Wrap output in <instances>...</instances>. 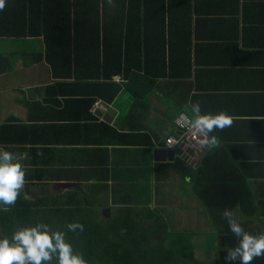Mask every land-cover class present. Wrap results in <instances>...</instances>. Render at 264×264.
<instances>
[{
  "label": "crops",
  "instance_id": "obj_1",
  "mask_svg": "<svg viewBox=\"0 0 264 264\" xmlns=\"http://www.w3.org/2000/svg\"><path fill=\"white\" fill-rule=\"evenodd\" d=\"M118 15L122 88L110 104L85 107L74 80L41 60L44 38L0 36V146L24 155L25 198H49L53 221L63 209L67 222L78 208L99 224L126 215L157 244L180 226L185 251L188 234L214 239L218 193L231 205L249 192V213L231 210L264 233V0H131L127 42ZM22 40L44 50H14ZM196 102L233 125L213 149L167 148L180 140L174 119Z\"/></svg>",
  "mask_w": 264,
  "mask_h": 264
},
{
  "label": "trees",
  "instance_id": "obj_2",
  "mask_svg": "<svg viewBox=\"0 0 264 264\" xmlns=\"http://www.w3.org/2000/svg\"><path fill=\"white\" fill-rule=\"evenodd\" d=\"M113 3L115 7L109 6L107 0H5V8L0 11V36L44 38L46 53L42 54L41 60L48 62L54 76L73 79L75 90L72 93H78V96L87 94L85 107H92L98 99L110 104L122 88L113 79L123 74L121 62L118 65V19H121L118 9H124L127 14L123 20V38L127 42L131 0H113ZM10 4L13 5L7 7ZM82 87L91 90L82 92L79 90ZM217 196L220 208L215 211L220 215L212 224L215 232L212 240L219 247L220 258L216 262L212 260L215 254L207 258L211 260L210 264H229L224 257L229 249L236 246L237 240L222 219V212L239 204L244 213H249L250 193L240 191V199L231 205L222 201L223 192ZM48 202H51L49 198L29 202L21 191L15 206L7 212L0 211V239H11L18 227L44 223L52 230H62L67 224L78 222L84 226V231L69 232L68 242L87 264H189L183 249H165L159 245L161 242L156 243L153 232L150 233L146 227L124 224L127 219L125 214L99 224L89 216L90 220L82 217L80 221L79 215H87L78 208V214L72 221H64L60 213L58 220L53 221L50 217L52 206H47ZM205 255L202 254L203 257ZM252 264H264V258L255 259Z\"/></svg>",
  "mask_w": 264,
  "mask_h": 264
},
{
  "label": "clouds",
  "instance_id": "obj_3",
  "mask_svg": "<svg viewBox=\"0 0 264 264\" xmlns=\"http://www.w3.org/2000/svg\"><path fill=\"white\" fill-rule=\"evenodd\" d=\"M107 3L115 7L113 0H107ZM4 8L5 0H0V11ZM191 113V117L182 116L181 122L193 137L198 138L202 150L215 148L217 136L214 133L224 131L234 122V117L223 111L215 115L201 114L199 102L191 105ZM23 158L24 155L7 151L4 146H0V211L7 212L15 206L25 187L26 173L18 162ZM222 219L237 240L236 246L229 249L224 257L229 264H252L255 259L264 258V233L253 235L246 231L229 208L223 210ZM78 231H84V226L78 222L67 224L65 230H52L44 223L19 227L11 239H0V264H87L67 240L69 232Z\"/></svg>",
  "mask_w": 264,
  "mask_h": 264
},
{
  "label": "rangeland",
  "instance_id": "obj_4",
  "mask_svg": "<svg viewBox=\"0 0 264 264\" xmlns=\"http://www.w3.org/2000/svg\"><path fill=\"white\" fill-rule=\"evenodd\" d=\"M23 42L20 45L14 46L12 47L14 50L23 52L26 49L30 50H36L38 48V51H43L44 50V44L43 46H32L30 41L27 40H22ZM25 53V52H23ZM28 56H31V54L28 53ZM25 57V54H24ZM26 58V57H25ZM28 58V57H27ZM69 210L63 209L61 210L60 214H68ZM86 218L87 220H90L89 217H84L79 215L78 219L81 221L83 220V218ZM92 220V219H91ZM171 222V219H169L168 223ZM104 223V222H103ZM19 228V227H18ZM168 228V233H169V238L168 240H166L165 242H161L159 245H162L165 249H170V250H182V247H178V243L181 244L182 242V235L183 232H181V227L180 226H172V224H168L167 226ZM62 230H65V228L63 227ZM205 232V229H203L202 234ZM212 232V231H211ZM211 232L209 233H205L203 236L205 237V241L203 242L202 245L197 244L198 242V235H199V231H198V235H192L188 234V238L185 240L186 245L188 248H186L185 251H183V254H185L187 256L188 262L189 264H210V259L207 258L208 256L215 254V257H212L213 262H216L219 260V247H217V244H215L211 238V236L209 234H211ZM178 237H180L181 240H178ZM67 240H68V235H67ZM176 245V246H175ZM175 246V248H174ZM201 248V249H199ZM204 249V250H203ZM221 251V249H220ZM206 254L204 257L202 256V254ZM218 254V257H217ZM194 256V257H192ZM213 262H211V264H213Z\"/></svg>",
  "mask_w": 264,
  "mask_h": 264
},
{
  "label": "built area",
  "instance_id": "obj_5",
  "mask_svg": "<svg viewBox=\"0 0 264 264\" xmlns=\"http://www.w3.org/2000/svg\"><path fill=\"white\" fill-rule=\"evenodd\" d=\"M96 104L98 105L100 104V102L98 101ZM184 115L188 116L186 113L180 112L174 119V124L177 127V129L180 131V140L176 141L173 137H170L168 138L166 142L167 143L166 146L167 148L181 146L183 149H186V150L187 149L188 150H198L200 149L199 144H198V138L193 137L190 130L181 122V117Z\"/></svg>",
  "mask_w": 264,
  "mask_h": 264
},
{
  "label": "water",
  "instance_id": "obj_6",
  "mask_svg": "<svg viewBox=\"0 0 264 264\" xmlns=\"http://www.w3.org/2000/svg\"><path fill=\"white\" fill-rule=\"evenodd\" d=\"M189 151H191V150H189ZM171 154H172V152H171Z\"/></svg>",
  "mask_w": 264,
  "mask_h": 264
}]
</instances>
